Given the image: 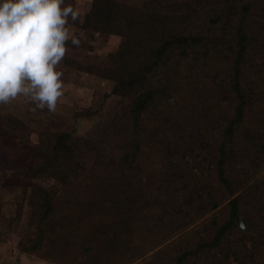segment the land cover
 Wrapping results in <instances>:
<instances>
[{"label": "trees", "instance_id": "obj_1", "mask_svg": "<svg viewBox=\"0 0 264 264\" xmlns=\"http://www.w3.org/2000/svg\"><path fill=\"white\" fill-rule=\"evenodd\" d=\"M180 1L187 6V0ZM204 1L207 3L202 10L206 13L196 36L171 29L176 27L175 19L185 6L181 7L179 2L172 5L169 0H161L156 11L127 9V13L122 12L125 6L114 0H92L83 16L79 26L83 32L104 30L123 39L117 53L124 62L108 71L123 68L124 72L112 80L115 83L112 93L132 99L95 141L76 142L66 133H54L40 138L31 148V154L35 161L40 160L38 171L48 170V176L53 179L68 181L72 187L88 182L87 192L79 196L85 190L72 191L64 205L66 211L71 210L77 217L75 209L82 210L83 218L90 219L84 222L86 227L96 228L95 235L91 233L96 240L81 238L78 219L69 216L70 222L63 220L64 225L62 221L59 225L60 235L71 238L84 253L87 260L84 264H129L138 258L142 247L152 249L161 244L165 245L154 257L167 259V264H258L254 246L246 244L247 239L254 244V233L248 227L256 219L244 208L243 196L254 198L263 191L258 168H264V107L257 97L247 95L245 85L241 84L240 68L243 61L247 62V56H251L246 41L252 35V17L264 12V0ZM147 31H151V36H146ZM217 32L220 36H215ZM134 38L146 47L138 42L131 44L130 39ZM206 45L216 47L214 55H208L212 63L221 60L224 53L235 55L233 82L236 84L225 93L227 100L232 98L235 102L234 114L226 125L206 133L209 137L220 134L216 147L204 140L202 145L194 140L182 141L181 134L173 132L180 126L172 128L176 120L185 121L183 114L189 115L176 95L180 90L178 85L197 76L203 78L202 73L208 71L204 64L199 66L196 62L200 60L196 57L198 48ZM71 64L80 68L75 61ZM211 68L217 74L219 71L225 74L227 70L226 66L218 70V64ZM260 76L264 80V73ZM202 88L210 91L214 85L208 83ZM223 95L218 94L217 99ZM253 103L256 114L250 105ZM249 114L253 118L247 117ZM243 122L246 128L256 124L250 131H259V135L252 137L247 133L250 139L237 146L232 140ZM83 158L99 162L86 175L73 170L78 164L85 165ZM175 186L176 190L169 193ZM240 187H243L241 195L230 199ZM38 193L37 203H30L33 213L38 215L33 223L37 225L36 242L22 248L26 252L35 249L36 253L40 252L46 219L55 211L50 193L46 190ZM146 205L148 214L154 212L152 207L164 208V212L152 213L148 220L140 218L142 222L137 225L126 222L129 217L138 218ZM240 220L247 229H240ZM192 222L197 224L184 232L185 225ZM52 235L59 237V233ZM136 237L141 241L137 242ZM115 241L121 245H113Z\"/></svg>", "mask_w": 264, "mask_h": 264}, {"label": "rangeland", "instance_id": "obj_2", "mask_svg": "<svg viewBox=\"0 0 264 264\" xmlns=\"http://www.w3.org/2000/svg\"><path fill=\"white\" fill-rule=\"evenodd\" d=\"M91 1L64 0L61 5V7L70 6L75 13V18L72 15L67 18L65 25L68 32V39L65 42L66 51L62 60L56 65V70L61 73L62 94L57 99L55 110H50L46 105L40 107L39 101H34L31 95L23 93L10 99L8 103H0V264L87 263L83 256L84 253L71 238L66 239L65 236L60 235L62 234L59 232L61 221L62 224L63 220L70 222V217L73 220L81 221L82 239L91 237L93 241L96 240V237L91 234L95 235L96 228L86 227L85 223L90 219L83 218L82 210L75 209L79 215L77 217L71 210L66 211L67 207L64 205V202L72 195V191H77L79 188L85 190L79 196L87 192L86 185L88 182H84L85 184L77 183L75 187H72L68 181L64 182L60 178L53 179L48 176V170L41 169L38 171L40 160L35 161L31 154V148L37 145L40 138L51 137L54 133H66L73 139H77L76 142L82 140L95 141L132 99L112 93L115 84L112 80L124 72L123 68L108 71V69L124 62L122 55L117 53L123 39L109 35L104 30L90 34L79 28L83 22L84 14L90 8ZM114 1L125 6L122 9L123 13H127V9L131 12L138 10L156 11L161 2V0ZM169 1L172 5L179 2L181 7L185 6L184 9H181L183 14L181 13L175 19L178 22L176 27L172 26L171 29L178 33L190 32L191 35L196 36V32L199 33L201 30V27L198 28V26L203 23V15L206 11L202 9L207 1L187 0V6H183V2L180 0ZM254 16L251 23L252 35L248 36L249 39L246 41V48L251 51V56H247V62L243 61L240 68L242 71L241 84L245 85L244 90L247 95L257 97L256 99L261 100L264 107V80L260 76L264 73V65L262 64L264 60V12H257ZM147 32L148 34L145 35L149 36L151 31ZM215 36H220V33L217 32ZM203 37L206 41L205 34ZM150 39L152 40V37ZM151 40L146 41L148 45ZM70 42L73 43L71 46L68 45ZM132 42L136 44L137 38L130 39L131 44ZM137 44L146 47L140 42ZM206 48L209 49L208 52ZM215 48V46L206 45L197 50L196 57H200L198 60L203 63L196 62L199 66L204 64V67L208 69L202 73L204 74L203 78L197 76L194 80L192 79L193 81L186 80V82H180L178 85L180 90L176 95L181 98L180 101H183V108H185V112H189V115L183 114L185 121L176 120L172 128L180 126L175 128L173 132L180 133L182 141L194 140L202 145L204 140L209 145L216 147L220 142V134L214 137H209V134H211L212 129L226 125L228 120L232 118L235 102L232 98L227 100L225 93L231 87L233 88L236 82H233L235 78V55L228 56L224 53L221 60L212 63L208 55H214ZM175 56L177 57V55ZM71 61L79 64L80 68H75ZM216 64L219 65L218 70L226 66V73H221V71L218 74L213 73L211 67ZM130 69L136 71L133 67ZM208 83L211 86L214 85L213 90L207 91L202 88ZM220 83L225 87H220ZM180 93L181 95H179ZM220 93L224 95L217 99ZM173 98L175 99L174 96ZM234 100L236 101V99ZM250 105L256 114L255 104ZM247 117L253 118L251 114ZM255 126L257 125L252 124L250 128H246V123L243 122L233 136L232 141L235 145L246 144L250 139L247 133H251L252 137H258L259 131H250ZM183 127L184 130H182ZM199 128L201 131H197ZM207 132L209 134L206 135ZM36 136L38 137L36 138ZM76 142L74 141V145H77ZM192 146L195 148L193 152H198L195 142ZM82 161L85 167L78 164V167L73 169L82 175H86L91 166L95 168L96 164L99 163L93 159H90L89 162L85 158ZM254 168L252 172L256 171ZM258 171L263 178L261 180L263 191L258 192L254 198L245 194L243 204L244 208L251 212L252 217L255 216L256 219L249 222L250 226L248 227L254 233V244L251 243L252 240L250 239H247L246 244L248 247L254 246L253 253L259 257L258 264H264V168H258ZM245 186L246 183L243 187ZM243 187L237 188V192L230 199L236 195L240 196ZM43 190L50 193L51 206L55 211L46 219L45 232L40 238V252L36 253V249L35 252H26L22 248H29L36 242L37 237L35 230L37 225H33V223L38 215L33 213L30 203H37L40 197L38 191ZM174 190H176V186L169 190V193H173ZM230 199L221 202L219 208L226 205ZM249 201L250 205H247ZM145 208L138 218L129 217L125 219L126 222L137 225L142 222L140 218L148 220V217H153L152 213L163 214L164 212V208L155 210L152 207L154 212L148 214L150 212L148 205ZM61 212L64 215H61ZM180 219L181 222L187 223L183 218ZM196 222L185 225L186 230L184 232H188L197 224ZM91 224L96 223L92 222ZM239 227L241 230L247 229L242 220L239 221ZM53 233H59V237L53 236ZM140 239L136 237L137 242L141 241ZM113 245L121 244L120 241H115ZM164 245L161 244V246L152 247V249H143L142 247L138 258L129 264H167V259L154 257V254Z\"/></svg>", "mask_w": 264, "mask_h": 264}, {"label": "clouds", "instance_id": "obj_3", "mask_svg": "<svg viewBox=\"0 0 264 264\" xmlns=\"http://www.w3.org/2000/svg\"><path fill=\"white\" fill-rule=\"evenodd\" d=\"M64 0H0V103L19 94L55 110L61 96L67 18L75 13ZM75 42V41H73Z\"/></svg>", "mask_w": 264, "mask_h": 264}]
</instances>
